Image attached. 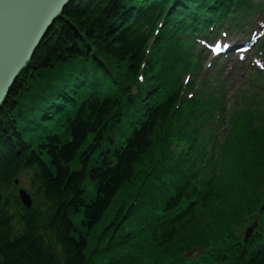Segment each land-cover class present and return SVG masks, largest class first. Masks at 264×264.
Listing matches in <instances>:
<instances>
[{
	"label": "trees",
	"instance_id": "16d2710c",
	"mask_svg": "<svg viewBox=\"0 0 264 264\" xmlns=\"http://www.w3.org/2000/svg\"><path fill=\"white\" fill-rule=\"evenodd\" d=\"M168 1H71L11 86L0 107V264H90L95 253L106 264H264V211L256 234L241 238L264 192V161L252 162L260 176L246 169L255 152L238 149L234 181L214 198L184 178L174 185V164L185 163L171 150L174 105L153 86L131 94ZM213 1L177 0V9ZM22 174L29 210L16 194ZM217 200L229 217L212 215ZM195 249L201 256H183Z\"/></svg>",
	"mask_w": 264,
	"mask_h": 264
},
{
	"label": "water",
	"instance_id": "95a60500",
	"mask_svg": "<svg viewBox=\"0 0 264 264\" xmlns=\"http://www.w3.org/2000/svg\"><path fill=\"white\" fill-rule=\"evenodd\" d=\"M73 0H0V107L34 51ZM22 202L29 206L21 192Z\"/></svg>",
	"mask_w": 264,
	"mask_h": 264
},
{
	"label": "rangeland",
	"instance_id": "374dc122",
	"mask_svg": "<svg viewBox=\"0 0 264 264\" xmlns=\"http://www.w3.org/2000/svg\"><path fill=\"white\" fill-rule=\"evenodd\" d=\"M71 65H73V63ZM262 85H264V83H259L255 74L252 72L249 79L244 84L245 87L243 88L242 96L239 98L238 102L234 103L230 107V112L228 113L227 117L231 118L232 116L241 113L242 107L245 108L247 112L254 113L257 117H264V90L261 88ZM236 94L237 91L233 93H227L223 98L224 104L227 106L228 102L231 101ZM225 117L226 114H222L221 122L216 123V125L222 126ZM219 139H222V137ZM216 148L217 145L213 150H211V153L214 154ZM90 261V264H102V261L99 257H94Z\"/></svg>",
	"mask_w": 264,
	"mask_h": 264
},
{
	"label": "bare ground",
	"instance_id": "6f19581e",
	"mask_svg": "<svg viewBox=\"0 0 264 264\" xmlns=\"http://www.w3.org/2000/svg\"><path fill=\"white\" fill-rule=\"evenodd\" d=\"M168 7L170 8V6H168ZM167 12H168V9L165 10L164 15H166ZM158 20L160 21L159 23H161V22H162V17L158 16ZM222 46H223V45H222ZM223 49H224V50H223ZM229 49H231V51H234V50H235V46H228V47L224 46V47H222L223 52H226V51H228ZM9 91H10V90H9ZM9 91H8V93H9ZM8 93H7V94H8ZM6 96H7V95H6ZM3 103H4V102H3Z\"/></svg>",
	"mask_w": 264,
	"mask_h": 264
}]
</instances>
